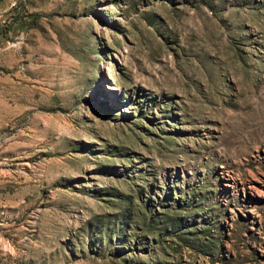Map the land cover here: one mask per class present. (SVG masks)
<instances>
[{"label": "rangeland", "instance_id": "1", "mask_svg": "<svg viewBox=\"0 0 264 264\" xmlns=\"http://www.w3.org/2000/svg\"><path fill=\"white\" fill-rule=\"evenodd\" d=\"M0 264H264V0H8Z\"/></svg>", "mask_w": 264, "mask_h": 264}, {"label": "crops", "instance_id": "2", "mask_svg": "<svg viewBox=\"0 0 264 264\" xmlns=\"http://www.w3.org/2000/svg\"><path fill=\"white\" fill-rule=\"evenodd\" d=\"M8 0H0V14L1 12L5 11L6 9L9 8ZM2 25L1 20H0V26Z\"/></svg>", "mask_w": 264, "mask_h": 264}]
</instances>
